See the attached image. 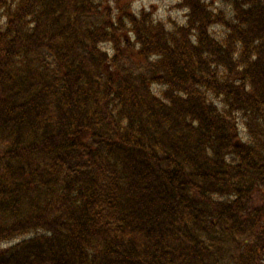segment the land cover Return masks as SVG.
I'll return each mask as SVG.
<instances>
[{
	"label": "trees",
	"instance_id": "obj_1",
	"mask_svg": "<svg viewBox=\"0 0 264 264\" xmlns=\"http://www.w3.org/2000/svg\"><path fill=\"white\" fill-rule=\"evenodd\" d=\"M179 7L0 0V264H264V0Z\"/></svg>",
	"mask_w": 264,
	"mask_h": 264
},
{
	"label": "rangeland",
	"instance_id": "obj_2",
	"mask_svg": "<svg viewBox=\"0 0 264 264\" xmlns=\"http://www.w3.org/2000/svg\"><path fill=\"white\" fill-rule=\"evenodd\" d=\"M133 2V9L140 11L146 9L151 11L158 19L167 21L169 26H173L171 22H182L184 20L185 11L179 7L181 0H125ZM221 3L220 5H222ZM228 7V4L225 5ZM171 21V22H170Z\"/></svg>",
	"mask_w": 264,
	"mask_h": 264
}]
</instances>
